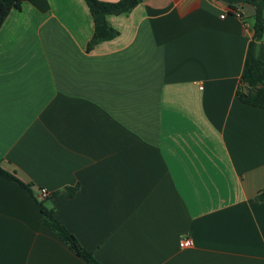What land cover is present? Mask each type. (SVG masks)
Here are the masks:
<instances>
[{"label":"crops","instance_id":"0c3cea01","mask_svg":"<svg viewBox=\"0 0 264 264\" xmlns=\"http://www.w3.org/2000/svg\"><path fill=\"white\" fill-rule=\"evenodd\" d=\"M246 7L240 19L217 0H142L91 49L85 0H29L4 22L0 169L50 192L99 263L264 264V109L239 97ZM42 219L0 175V264H89Z\"/></svg>","mask_w":264,"mask_h":264},{"label":"trees","instance_id":"16d2710c","mask_svg":"<svg viewBox=\"0 0 264 264\" xmlns=\"http://www.w3.org/2000/svg\"><path fill=\"white\" fill-rule=\"evenodd\" d=\"M29 0H0V29L13 10H21L22 4ZM94 22V33L88 48L96 44L114 39L118 32L108 23V17L130 13L142 0H119L118 2H102L99 0H85ZM234 8L237 5L251 6L254 8L255 35L250 42L244 74L241 78L243 91L239 93L240 100L252 107L264 109V62L259 58L258 46L264 39V0H217ZM249 87V91H246ZM0 175L10 179L24 188L34 199L43 215L42 224L53 232L70 250L89 264H101L93 254L85 249L78 239L61 222H59L54 210L48 208L45 201L51 196L41 200V190L34 191L31 185L21 182L14 174L0 169ZM76 189H66L52 194V196L68 193L72 196ZM256 201H264V189L259 192Z\"/></svg>","mask_w":264,"mask_h":264},{"label":"built area","instance_id":"2783aa9c","mask_svg":"<svg viewBox=\"0 0 264 264\" xmlns=\"http://www.w3.org/2000/svg\"><path fill=\"white\" fill-rule=\"evenodd\" d=\"M242 7H243L242 5L235 6L234 8H232L231 13L235 17L242 19L243 18ZM222 18H224V15H222ZM40 195H41L40 197L41 200H44L50 196V192H48L46 189H42ZM193 246H194V243L191 237L181 236L179 238V247L181 249H191L193 248Z\"/></svg>","mask_w":264,"mask_h":264},{"label":"water","instance_id":"95a60500","mask_svg":"<svg viewBox=\"0 0 264 264\" xmlns=\"http://www.w3.org/2000/svg\"><path fill=\"white\" fill-rule=\"evenodd\" d=\"M249 89H250L249 87H246V91H247V92L249 91Z\"/></svg>","mask_w":264,"mask_h":264},{"label":"rangeland","instance_id":"374dc122","mask_svg":"<svg viewBox=\"0 0 264 264\" xmlns=\"http://www.w3.org/2000/svg\"><path fill=\"white\" fill-rule=\"evenodd\" d=\"M245 9H246V10H247V9L250 10V7L248 6V7H246Z\"/></svg>","mask_w":264,"mask_h":264}]
</instances>
